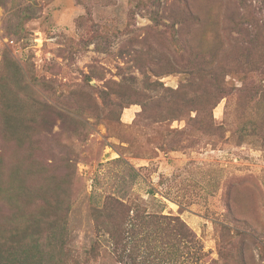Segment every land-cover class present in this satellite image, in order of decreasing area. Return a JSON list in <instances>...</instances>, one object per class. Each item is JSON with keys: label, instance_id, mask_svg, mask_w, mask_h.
<instances>
[{"label": "rangeland", "instance_id": "rangeland-1", "mask_svg": "<svg viewBox=\"0 0 264 264\" xmlns=\"http://www.w3.org/2000/svg\"><path fill=\"white\" fill-rule=\"evenodd\" d=\"M0 264H264V0H0Z\"/></svg>", "mask_w": 264, "mask_h": 264}]
</instances>
